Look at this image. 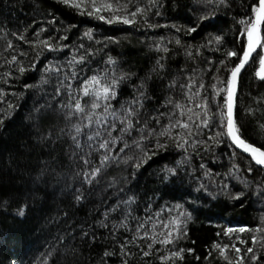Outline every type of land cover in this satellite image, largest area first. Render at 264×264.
<instances>
[{
    "label": "trees",
    "instance_id": "1",
    "mask_svg": "<svg viewBox=\"0 0 264 264\" xmlns=\"http://www.w3.org/2000/svg\"><path fill=\"white\" fill-rule=\"evenodd\" d=\"M142 2L146 3L147 0ZM161 3L163 6L159 9H150V15L157 10L161 13L158 16L151 15L150 19L151 23L160 27L148 28L143 24L108 25L77 14L59 0H0V77H4L0 79V88L7 93L0 101V109H7L8 102L16 106L14 110L8 109L13 114L0 128V264H40L41 254L53 248L57 253L48 264H123L124 260L128 264H166L159 257L181 248L185 250L184 259L171 264H228L220 256V251L213 247L215 243L222 247L229 245L226 251L233 264H236L239 256L232 245L241 249L243 264H264V232L253 230L224 234L229 227L255 229L264 226V171L259 170L251 158L240 150L227 146L230 141L213 145L210 151L204 149L200 155H194L190 164L179 169L182 178L175 181L161 179L164 175L162 169L165 166L174 167L175 161L181 159L180 150L173 148L161 151L136 171L134 177L133 169L128 165L113 167L99 187L89 191L87 185L83 186L85 199L79 203L74 200L75 193L65 187L76 168L69 154V142L55 145L36 142L32 116L34 108L44 104L47 97L39 86L25 89L24 85H39L45 65L49 62H63L66 55H71V51L65 48L63 52L45 53L36 64L35 71L19 77L17 66L5 61L11 60L15 55L27 67L35 56L31 46L18 39L19 34H23L28 40H35L34 33L47 28V32L41 33V39L52 36L54 43L58 45L83 43L85 47L91 48H102L103 44L95 41L104 42L106 37L118 41L108 43L101 53L105 60L108 56L114 57L121 70L133 74L130 80L121 85L118 97L120 103L114 102L117 108L131 98L134 86L151 74L157 59L166 55L162 50L156 51L154 44H167L173 49L170 58L165 61L168 75L160 73L159 77L163 79L153 75L146 83L151 99L145 102V111L150 115L170 95L165 85L180 69L195 67L206 85L215 83L213 77L216 75L224 80L229 78V73L223 69L217 73L216 69L220 68L219 61L225 59L227 51H237L242 56L240 45L243 38L239 36L240 26L236 24V20L249 14L252 0H231L229 9L222 8L216 19L211 23L205 22L192 34L177 32L171 25L181 28L196 26L192 15L194 0H161ZM53 19L55 24L50 23ZM71 25L75 27L66 31ZM56 29L60 31L57 32ZM89 29L92 30L94 40H88L84 36ZM14 32L17 35H12ZM209 34L222 35L223 44L203 48L199 59L195 61L185 56L184 48L168 43V40L179 38L185 45L202 46ZM63 35H67L68 40H58ZM162 37L166 39L161 41ZM7 41H12V48L6 47ZM243 43L246 44V39H243ZM218 47L219 51H216ZM260 51L261 49L258 50ZM21 52L28 55L20 56ZM95 59L100 61V55ZM238 62V58L233 57L228 62V67H233ZM101 63H93L92 68L98 69ZM259 70V59L255 54L240 80L235 116L242 126L244 138L264 149V127H261L264 125V100L256 103L258 98L264 97V81L256 76ZM7 72L12 75L5 76ZM85 72L88 76L93 74L87 68ZM45 88L48 92L52 91L50 86ZM216 100L222 104L223 95ZM210 107L212 113L218 111L214 105ZM249 108L255 109V113H248L246 110ZM53 125L63 127V122L49 115L42 121L41 129L47 130ZM215 130L213 126L211 130L205 129L204 132L212 135ZM233 152L236 155H232ZM53 158L56 160L53 167L57 172L66 174V179L57 182L55 176H47L38 181L36 178L41 162ZM201 164L204 165L203 168L199 167ZM234 165H239V168L232 171ZM250 165L253 166L252 173L247 171ZM209 170L211 175L204 176L203 173ZM226 173L231 175H225ZM113 178L118 183L114 188H108V181ZM200 184L207 187V192L196 190ZM224 185L228 187L224 189ZM74 187L81 188V185L76 183ZM119 188H123L124 193H119ZM238 192L244 193L241 199H232ZM117 196L120 199H127L128 196L137 198L132 205V215L138 219L145 216V209L148 214H153L161 207H171L177 203L183 205L184 209L191 212V219L185 229L187 235L172 245L162 246L156 243L152 249L147 247L152 243L151 240L137 239L125 249V252L133 255H122L120 245L126 243V239L131 240L134 234L142 235V232H135L136 220L129 221L128 227L132 229L129 231L113 228L122 219L120 215L111 213L105 218L103 213L116 203ZM21 205H27L23 217L16 214ZM175 214L174 211L172 215ZM166 218L165 214L161 215V219ZM105 222L109 225L107 228L101 226ZM145 228L151 233V224L146 223ZM81 229L89 233L88 237L82 235ZM159 231L161 229L158 226L157 232ZM93 233L95 240L92 239ZM248 247L253 248L254 252H246ZM188 249L193 251L189 252ZM72 250H75V255ZM106 251L111 255L104 256ZM147 251L151 254L144 256L143 253ZM253 254L261 259L252 260Z\"/></svg>",
    "mask_w": 264,
    "mask_h": 264
},
{
    "label": "snow or ice",
    "instance_id": "2",
    "mask_svg": "<svg viewBox=\"0 0 264 264\" xmlns=\"http://www.w3.org/2000/svg\"><path fill=\"white\" fill-rule=\"evenodd\" d=\"M59 2L81 16L103 21L108 25L138 26L143 24L148 28L160 27V25L151 23L150 19L151 15L158 16L161 13L157 10L150 15V9H159L163 6L161 0H147L146 3H143L142 0H59ZM194 3L195 8L192 15L196 21V26L181 28L177 25H171L177 32L196 33L205 22L211 23L212 20L216 19L222 8L229 9L231 7V0H194ZM197 13L199 14L197 15ZM50 23L55 24V19ZM236 24L240 26L238 29L239 36L246 39V44L243 43L242 39L240 45L242 56L237 51L229 50L225 54V59L219 61L220 68L216 69L217 73L221 69L229 73V78L224 80L216 75L213 77L215 83L206 85L203 76L195 67L180 69L178 74L172 76L165 85L170 95L164 98V103L160 105V108L155 109L154 114L151 115L145 111V102L151 99L148 96L146 83L152 79L153 75L158 77L160 73L165 76L168 75L165 61L170 58L173 49H170L167 44H154L156 51L162 50L166 55L157 59L151 74L141 79L140 83L134 86L131 98L117 108L115 103H120L118 97L121 93V85L130 80L133 74L121 70L114 57L108 56L105 60L101 55L108 43H118L114 38L106 37L104 42L95 41L97 44H103V47L91 48L85 47L83 43L72 46L63 43L58 45L54 43L52 36L41 39V33L47 32V28H41L35 32V40H28L23 34L18 35V39L29 44L35 53L33 60L28 62L27 67L15 55L11 57V60L5 61L7 64L17 66L19 77H23L29 71H35L36 64L40 62V58L44 57L45 53L63 52L65 48H69L71 51V55H66L63 62H49L45 65L39 85L25 84L24 88L39 86L43 90L44 96L47 97L44 104L34 108V115L32 116L36 142L41 145L69 142V154L76 168L70 181L65 183V187L70 188L75 193L74 200L76 202H83L85 199L83 186L87 185L89 191L99 187L101 181L113 167L128 165L133 169L132 175L134 177L136 171L147 165L161 151L166 152L169 148L180 150L182 155L180 160L175 161L174 167L165 166L162 169L164 175L161 179L164 181L181 179L179 169L190 164L194 155H200L204 149L210 151L213 145H219L225 141H230L227 146L238 148L243 153L249 154L255 166L264 171V149L249 143L244 138L242 126L235 116L239 75L245 65L249 63L253 53L257 54L260 65V70L256 72V76L264 81V0H252L249 5V14L236 20ZM73 27L75 25L69 26L66 31H70ZM56 31L59 32L60 29H56ZM12 35H17V33L14 32ZM84 36L88 40H94L91 29L86 31ZM164 39L166 38L162 37L161 41ZM223 39L222 35L209 34L206 43L202 46L185 45L179 38L174 41L168 40V43H174L184 48L185 56L189 60L195 61L199 59L203 48L212 44L222 45ZM58 40L66 41L68 36H59ZM6 47L12 48V41H7ZM258 48L261 49L260 52H257ZM178 50L176 49V51ZM216 51H219V47ZM27 55L28 53L25 52L20 53V56ZM98 55H100V61L95 59ZM233 57L238 58L239 62L229 68L228 62ZM93 63H101V66L98 69H93ZM208 63L212 62L208 61ZM86 68L93 74L88 76L85 72ZM11 75V72L5 74L7 77ZM159 78L163 79V77ZM0 79H4V77H0ZM5 82L7 81L5 80ZM221 85L223 86L221 87ZM45 86H50L52 91L48 92ZM5 95L7 93L0 88V101ZM12 95H16V93H12ZM221 95H223L222 104L216 100ZM261 100H264V97L258 98L256 103L259 104ZM210 105H214L218 111L212 113ZM15 107L11 102H8L7 109H0V113H3L0 115V128L3 127L4 121L10 119L13 114L8 109L14 110ZM246 111L254 114L256 110L249 108ZM49 115L62 121L63 127L53 125L47 130H42L41 123ZM213 126L216 130L212 135H206L204 130H211ZM232 155H236V153L233 152ZM55 163V158L42 161L36 179L40 181L47 176H55L57 182L65 180L66 174L57 172L56 168L53 167ZM199 167L203 168L204 165L201 164ZM238 168L239 165H234L232 171ZM247 171L252 173L253 166H248ZM203 175L209 176L211 171H206ZM225 175H231V173ZM76 183H79L81 188H75ZM117 183L113 178L108 181L107 187L114 188ZM245 186L248 185L245 184ZM227 187L224 185V189ZM196 190L207 192V187L200 184ZM118 192L122 194L124 189L119 188ZM209 195L212 194L209 193ZM243 195V192H238L232 199L240 200ZM136 199L135 196H128L127 199H120L117 196L116 203L103 213L106 219L111 213H116L122 217L117 224L113 225V228L119 227L132 231L128 227L129 221L136 220L135 232H142V235L134 234L131 240L126 239V243L120 245L122 255H133V253L125 252V249L128 244L137 239L151 240L152 243H149L147 247L152 249L156 243L162 246L172 245L187 235L185 229L188 220L191 219V212L184 209L183 205L177 203L171 207H161L153 214H148L147 209H145V216L138 219L132 215V205ZM26 208L27 205H21L16 214L23 217ZM174 211L176 214L172 215ZM162 214H165L167 218L161 219ZM65 215L67 214L65 213ZM146 223L152 225L151 233L145 228ZM101 226L107 228L109 225L105 222ZM158 226L161 229L159 232H157ZM253 230L264 232V226H258L255 229L229 227L224 234ZM81 232L84 237H88L87 231L81 229ZM92 239L95 240L94 233ZM60 240L62 241L63 237ZM253 242H255V237H253ZM241 243H247V241H241ZM213 247L220 251V256L228 261V264H233L226 251L229 245L222 247L219 243H215ZM231 247L239 256L236 264H243L244 256L240 255L241 249L235 245ZM72 251L75 255V250ZM187 251L193 250L188 249ZM184 252L185 250L182 248L170 251L168 255L160 256L159 259L165 261L166 264H171L176 260L182 261ZM246 252L253 253L254 250L248 247ZM56 253L55 248L42 253L40 264H48V261ZM65 254H67V250ZM150 254V251L143 253L144 256ZM109 255L111 253L107 251L104 253V256ZM197 259L199 258L197 257ZM251 259L259 261L261 257L253 254ZM123 264H128V261L124 260Z\"/></svg>",
    "mask_w": 264,
    "mask_h": 264
},
{
    "label": "water",
    "instance_id": "3",
    "mask_svg": "<svg viewBox=\"0 0 264 264\" xmlns=\"http://www.w3.org/2000/svg\"><path fill=\"white\" fill-rule=\"evenodd\" d=\"M258 50H259V48L257 49V52H258ZM255 54H256V53H253L252 58L250 59L249 63L245 65V68L242 69V71H241V73H240V75H239L238 87H237V94H236V105H237V96H238V91H239V86H240V80H241V77H242L243 73L245 72V70L247 69V67L249 66V64H250V62L252 61V59H253V57H254ZM235 115H236V108H235ZM237 149H238V148H237ZM238 150H240V149H238ZM240 151L242 152V150H240ZM242 153H243V152H242ZM243 154H245V155H247L248 157H250L249 154H247V153H243ZM253 163H254V161H253Z\"/></svg>",
    "mask_w": 264,
    "mask_h": 264
}]
</instances>
